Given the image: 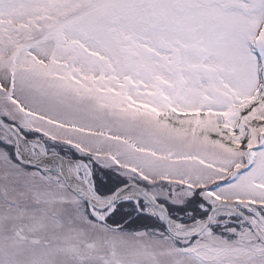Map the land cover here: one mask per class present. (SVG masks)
Returning a JSON list of instances; mask_svg holds the SVG:
<instances>
[{
	"label": "snow or ice",
	"instance_id": "6c2138e0",
	"mask_svg": "<svg viewBox=\"0 0 264 264\" xmlns=\"http://www.w3.org/2000/svg\"><path fill=\"white\" fill-rule=\"evenodd\" d=\"M0 264H264V0H0Z\"/></svg>",
	"mask_w": 264,
	"mask_h": 264
}]
</instances>
